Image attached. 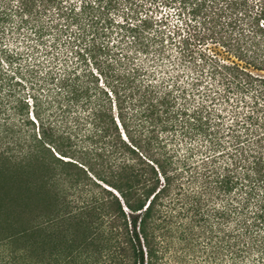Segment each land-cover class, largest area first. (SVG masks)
<instances>
[{"label": "trees", "instance_id": "obj_1", "mask_svg": "<svg viewBox=\"0 0 264 264\" xmlns=\"http://www.w3.org/2000/svg\"><path fill=\"white\" fill-rule=\"evenodd\" d=\"M130 1L0 0V264H264V0Z\"/></svg>", "mask_w": 264, "mask_h": 264}, {"label": "rangeland", "instance_id": "obj_2", "mask_svg": "<svg viewBox=\"0 0 264 264\" xmlns=\"http://www.w3.org/2000/svg\"><path fill=\"white\" fill-rule=\"evenodd\" d=\"M75 1L80 2L81 0H75ZM140 2H141L140 0L130 1L127 5L125 4L122 7H120V9L110 11L109 17H111L115 21V23L122 25V24H124L123 23V13H125V12L127 13V10H129V9L133 10L135 8V6L138 5ZM143 4H145L146 9L147 8L150 9V13H152L151 15L156 19H160L161 17L166 16L168 14H173V9H171L169 7H165L164 5H161V3H159L158 1L154 2V1L150 0L147 3L143 2ZM121 8H123V9H121ZM169 23L174 24L175 18L169 19ZM113 36H115V35H113Z\"/></svg>", "mask_w": 264, "mask_h": 264}, {"label": "snow or ice", "instance_id": "obj_3", "mask_svg": "<svg viewBox=\"0 0 264 264\" xmlns=\"http://www.w3.org/2000/svg\"><path fill=\"white\" fill-rule=\"evenodd\" d=\"M68 2H69V3H74L75 0H68ZM92 2H94V0H81V4H82V5L85 4V3H92ZM249 2L251 3V0H249ZM256 27H258L259 29L264 30V21L259 22V23L256 25Z\"/></svg>", "mask_w": 264, "mask_h": 264}]
</instances>
